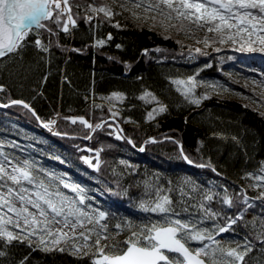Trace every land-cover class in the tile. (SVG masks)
Returning <instances> with one entry per match:
<instances>
[{
    "label": "trees",
    "instance_id": "trees-1",
    "mask_svg": "<svg viewBox=\"0 0 264 264\" xmlns=\"http://www.w3.org/2000/svg\"><path fill=\"white\" fill-rule=\"evenodd\" d=\"M122 2L95 0L96 6L107 4L117 14L111 20L98 14L89 23L84 19V8L93 0H74L81 5L73 8L78 12L75 28L65 34L51 25L58 32L55 36L40 30L39 38L45 44L51 41L48 52L35 46L37 35L33 31L18 54L0 59V85L5 88L0 92V105H9L0 106V136L15 145L7 148L9 152L4 148V153L35 160L49 171L65 164V178L76 179L84 186L88 201L108 213L106 223L115 238L105 243L122 244L129 236L127 230L115 235L117 223L140 225L159 218L140 210V203L154 199L158 188L163 190L162 195L170 196L176 211L196 217L203 215L198 204L204 191L210 189L222 196L226 188L233 197L245 191L253 207L231 231L217 239L235 247L248 236L255 247L245 257V264H264V244L255 238L251 223L264 217V200L256 199L259 194L249 187L254 181L246 178L248 173L258 174L264 164V112L229 96L210 93L206 87H198L196 95L207 94L208 98L193 104L172 83L197 73L199 81L229 83L224 73L245 76L250 72L248 58L252 52L238 50L243 41L233 48L227 42H212L216 34L206 29L208 45L195 47L184 39L187 28L169 26L165 31L169 22L160 25L159 20L155 24L138 21L129 6L128 10L119 6ZM117 23L120 27L115 26ZM109 34L111 40L107 39ZM98 39L105 40L104 46H93ZM197 48L201 52H196ZM113 92L123 94L124 99L109 103L106 97ZM145 92L166 105V111L149 118L148 113L159 105L141 100ZM11 100L29 104L40 120L29 109L10 104ZM109 109L118 115L113 118ZM81 116L92 124L108 120L113 127L105 125L90 132L64 119ZM53 118L56 124L52 130L42 126L41 122ZM116 128L136 147L108 134ZM87 135L92 138L84 139ZM152 139L156 142H148ZM99 149L97 171L81 157L88 156L95 163V150ZM185 155L194 162L192 165L183 159ZM121 160L126 163L121 164ZM209 163L215 172L195 166ZM186 178L195 182L197 191L185 184ZM181 189L190 196L182 197ZM205 203L221 213L216 220L205 221L208 228L216 223L224 225V217L238 210L223 206L219 197ZM0 250L6 253L0 257V264H20L25 257L26 264H92L93 259L91 252L42 251L18 241L6 245L0 240Z\"/></svg>",
    "mask_w": 264,
    "mask_h": 264
},
{
    "label": "snow or ice",
    "instance_id": "snow-or-ice-1",
    "mask_svg": "<svg viewBox=\"0 0 264 264\" xmlns=\"http://www.w3.org/2000/svg\"><path fill=\"white\" fill-rule=\"evenodd\" d=\"M117 2L118 0H113V3ZM129 3L136 9L153 13L150 17L153 21L159 16L161 25L169 22L165 31L169 26L178 27L180 30L206 29L207 32L216 34L212 42L223 44L230 41L235 44L236 38L241 37V34L252 37L257 33H264V0H123L119 6L128 10L126 5ZM74 7L79 9L81 5L74 3V0H0V59L10 54H18L33 31L37 35L35 46L43 52H48L51 41L45 44L39 38L40 30L55 36L58 32L51 26L55 25L58 31L68 34L71 28L77 26L78 12H73ZM84 10V19L89 23L98 14H103L109 20L117 14L107 4L96 6L95 0L87 4ZM132 14L136 15L135 12ZM174 19L180 21L179 25L171 24ZM185 21L188 23L185 24ZM115 26L120 27L119 23ZM107 39H112L110 34ZM203 42L206 46L209 43L207 38ZM257 43L260 47L253 46ZM104 44L105 40L98 39L93 46L102 47ZM238 50L264 54V34L257 35L255 40H243ZM195 51L201 52V49L197 48ZM197 76L198 73L187 79L172 81L177 86V91L193 104H199L201 99L208 98L207 94L196 95L198 87H211L213 90L217 87L206 85L205 82L197 80ZM3 91L5 88L0 85V92ZM106 99L111 103L113 100H123L124 96L113 92ZM140 99L145 102L155 101L159 105L148 113L149 118L166 111V105L157 101L150 92H145ZM10 103L22 105L36 116L30 105L24 101L11 100ZM109 111L113 118L118 115L111 109ZM36 119L40 120L38 116ZM64 119H69L71 124L79 123L90 132L102 129L105 125L113 127L107 121L92 124L82 116ZM41 123L44 128L51 130L56 124V119ZM121 131L116 128L108 134L115 135L116 139L126 140L135 148L136 145L130 138L120 135ZM91 138V135L84 137L89 140ZM148 142L156 141L152 139ZM139 150L144 151L143 148ZM101 151L102 149L95 150V163L88 156L81 159L90 168L99 171ZM183 159L189 164L194 163L186 155ZM120 163L125 164L126 161L121 160ZM195 166L209 167L213 172L216 171L210 163ZM246 178L254 181L249 187L264 189V164L258 174L248 173ZM185 184L191 186L192 191L198 190L190 178L185 179ZM162 191L156 189L154 199L140 203V210L156 214L158 219L148 220L140 225L131 221H126L123 225L117 223L114 226L115 235L127 230L129 236L122 244L105 243L115 238L106 223L108 213L86 203L90 198L83 187L69 182L63 175L39 166L35 160L9 157L0 150V240L6 245L13 241L27 242L28 247L42 251L70 250L83 255L91 252L92 264H245V257L255 247L252 239L245 236L244 242L236 243L235 247L217 239L221 234L231 231L232 226L244 218L247 209L253 207L245 191L235 197L230 195L226 188L222 196L210 189L204 191L198 204V208L203 210V215L199 217L191 213L184 216L176 211L170 196L162 195ZM181 196H190V193L181 189ZM216 197H219V202L228 209L238 210L233 216L224 217V225L216 223L212 228H208L205 221L216 220L221 213L211 210L205 202L210 203ZM256 199L264 200V191H260ZM240 204L244 206L242 209ZM183 211L187 213V208ZM251 223L256 233L255 238L264 244V217ZM193 244L198 246L193 248ZM92 249L95 251L92 252ZM5 255L6 253L0 250V257ZM26 260L27 257L21 260L20 264H26Z\"/></svg>",
    "mask_w": 264,
    "mask_h": 264
},
{
    "label": "rangeland",
    "instance_id": "rangeland-1",
    "mask_svg": "<svg viewBox=\"0 0 264 264\" xmlns=\"http://www.w3.org/2000/svg\"><path fill=\"white\" fill-rule=\"evenodd\" d=\"M130 12H135V18L138 21L144 22V23H157V20H160L159 16H157L156 21H153L150 17L153 15L151 12H144L143 9H136L133 7L131 3L129 5H126ZM173 23H177L179 25L180 21L173 20L171 21ZM179 22V23H178ZM160 24V23H159ZM161 25V24H160ZM186 34L184 35V39L187 40V42L190 45H193L197 47V45L204 44V40L209 38V35H207L206 30H200V31H194V30H185ZM264 33H257L256 35H253L252 37H247L246 34H241V37H237V42L246 40V39H252L255 40L257 35H261ZM199 41V42H198ZM236 44V43H235ZM232 42H227V45L230 47H235L236 45ZM254 47H260V45L257 43L256 45H253ZM248 70L250 72L245 76L235 75V74H227L224 73L226 78L228 79L229 83H222L220 80L215 79L211 83H206V85H215L217 86L215 90L211 87H206L208 92L217 94L218 96L225 97L229 96L232 99H235L238 102L243 103L246 106H250L252 108H255L261 112H264V54H261L260 52L250 53L248 58ZM241 74V73H240ZM53 128V127H52ZM52 130V129H51ZM14 144H12L8 139H5V137L0 136V150L3 152H7L8 147H12ZM4 148H6L4 150ZM9 152V151H8ZM50 171L56 172L60 175H63L64 177L67 176L66 171V165L63 164L60 166V168L57 169H50ZM71 183L79 184L81 187L84 188L76 179H67ZM258 194L260 191H264V189H253ZM68 191V190H64ZM69 195H74L73 193H69ZM86 203L90 204L92 207L97 208L94 204L90 203L88 200ZM67 231V230H65ZM78 234V233H77ZM198 245L193 244L192 247L195 248ZM86 250V249H85ZM73 253V252H72ZM76 254V253H74Z\"/></svg>",
    "mask_w": 264,
    "mask_h": 264
},
{
    "label": "water",
    "instance_id": "water-1",
    "mask_svg": "<svg viewBox=\"0 0 264 264\" xmlns=\"http://www.w3.org/2000/svg\"><path fill=\"white\" fill-rule=\"evenodd\" d=\"M11 104V103H10ZM20 106H22V105H20ZM105 121H108V120H105ZM105 121H102V122H99V123H103V122H105ZM187 162V161H186ZM187 164H189L188 162H187ZM189 165H192V164H189Z\"/></svg>",
    "mask_w": 264,
    "mask_h": 264
}]
</instances>
